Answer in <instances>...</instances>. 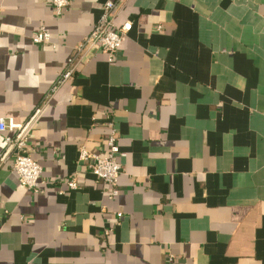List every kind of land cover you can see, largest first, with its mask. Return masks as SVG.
<instances>
[{
	"label": "crops",
	"instance_id": "obj_1",
	"mask_svg": "<svg viewBox=\"0 0 264 264\" xmlns=\"http://www.w3.org/2000/svg\"><path fill=\"white\" fill-rule=\"evenodd\" d=\"M110 1L132 23L116 60L90 51L49 97ZM0 30V120L33 121L46 182L32 194L0 156V264H264V0H71L61 17L0 0ZM110 121L116 197L78 163L106 153Z\"/></svg>",
	"mask_w": 264,
	"mask_h": 264
},
{
	"label": "built area",
	"instance_id": "obj_2",
	"mask_svg": "<svg viewBox=\"0 0 264 264\" xmlns=\"http://www.w3.org/2000/svg\"><path fill=\"white\" fill-rule=\"evenodd\" d=\"M52 7L58 17H61L64 10L71 5V0H51ZM122 5L119 2H107L103 5L102 15L96 23L94 30L84 38L73 50L67 61L64 72L57 78L48 96L54 95L58 90L70 82L78 70V65L86 55L94 50H103L109 56L112 63L116 60L120 52L123 39L132 30V23L125 22L120 26L116 25V19L121 11ZM1 34V30H0ZM32 41L40 46L50 42V34L46 28L33 35ZM33 121L25 124H18L13 119L0 120V132L5 136V149L1 158L5 155L13 159L12 170L18 177L20 186L26 188L34 195H38L46 182L42 179L43 169L32 158L33 151L30 147L29 133L32 129ZM110 130L107 138V151L103 154L91 153L85 148H80L78 163L86 166V171L92 174L98 181L110 187V194L116 197L120 194L119 178L122 173V166L118 161L121 156L118 146V136L114 128L113 121L108 123ZM67 192L78 190L79 182L74 178L67 182ZM65 190L59 191L60 196L67 194ZM121 217V215H119ZM110 230L105 231V235L110 234Z\"/></svg>",
	"mask_w": 264,
	"mask_h": 264
}]
</instances>
